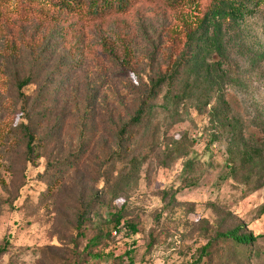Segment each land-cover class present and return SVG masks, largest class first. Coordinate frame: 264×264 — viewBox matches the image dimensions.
<instances>
[{"label":"rangeland","instance_id":"1","mask_svg":"<svg viewBox=\"0 0 264 264\" xmlns=\"http://www.w3.org/2000/svg\"><path fill=\"white\" fill-rule=\"evenodd\" d=\"M204 8L205 0L173 9L141 0L126 13L90 23L71 15L79 7L67 0H5L0 144L25 115L17 77L38 75V85L24 91L35 92L36 111L48 101V117L34 130L40 149L25 168L17 199L20 162L15 152L0 151V241L11 237L0 264H264V238L251 254L259 256L250 260L231 245L203 254L219 231L242 225L264 233V186L254 189L253 182L243 184L241 172H225L228 132L209 118L206 94L196 90L165 105L163 85L150 104L148 125L123 134L151 81L171 69L186 32L200 24ZM34 9V19L25 16ZM248 26L260 44L247 35L242 37L251 51L230 50L234 81L226 88L245 139L264 137V13L249 17ZM231 33L239 45L241 37ZM252 50L262 52L258 61L251 60ZM48 85L44 98L37 89ZM74 154L76 165L68 166ZM89 200L97 207L79 233L75 214ZM108 212L118 213L121 222Z\"/></svg>","mask_w":264,"mask_h":264},{"label":"trees","instance_id":"2","mask_svg":"<svg viewBox=\"0 0 264 264\" xmlns=\"http://www.w3.org/2000/svg\"><path fill=\"white\" fill-rule=\"evenodd\" d=\"M141 0H67L79 7V12H72L71 15L83 18L86 22H97L107 15L123 14L133 8ZM167 3L168 7L174 8L185 4H191L201 0H160ZM5 0H0V22L9 17L4 9ZM53 4V3H52ZM59 10L67 11L66 7L58 5ZM70 10V9H69ZM25 15L34 19L37 11L31 10ZM264 13V0H205L203 18L200 24L192 31H187L182 49L167 72L159 73L155 80L151 81V89L148 94L140 98L134 115L126 123L124 132L135 133L145 128L150 122V112L153 108L150 105L157 98L161 86H166L163 95L166 104H178L189 98L190 93L201 90L206 94L204 106L208 109L209 118L213 119L219 127L228 132L226 141V158L224 159L225 172L232 176H237L241 172L242 178H247L243 184H255L254 189L264 186V137L257 138L251 135L245 139L240 123L234 117L231 103L226 97L227 85L234 81L231 68L232 57L230 50L235 46L236 50L251 51V44L247 45L242 36L249 35L255 38V42L260 44L257 36L254 37L248 26V18ZM39 17H44L42 9L39 10ZM76 21H79L78 19ZM236 34L240 36L241 43L229 36ZM262 44L260 45V47ZM238 48V49H237ZM262 52L255 50L251 55L252 61H258ZM40 60V59H39ZM38 60V61H39ZM38 75L30 72L28 76L17 77L15 88L21 102V112H24L23 119L11 125L8 131L1 136L0 151L12 154L14 159L19 160L20 182L14 186V199L20 197V191L24 186V172L26 166L32 161L33 156L37 155L40 147L34 143L35 128L48 117L46 107L36 111L35 105L38 104L35 92L30 95L24 91L29 85H38ZM47 83V81H46ZM51 84V83H49ZM51 85L46 89L38 87L37 92H43V97L49 96ZM39 96V95H38ZM31 103V107L28 106ZM88 105L90 101L87 100ZM164 105V106H165ZM85 107V106H84ZM43 114H42V112ZM23 114V113H22ZM77 154L67 159V165H76ZM2 190L10 197L12 192L8 186L2 183ZM7 200L8 205L13 206V201ZM96 200L86 201L75 214V225L77 231L82 233L87 223L91 219V214L97 207ZM116 221L121 222L120 215L107 213ZM135 231V230H133ZM10 235L0 241V258L6 254L11 245ZM264 238V233H253L245 231L242 225H238L225 231H219L202 248L203 254L217 244L223 246L231 245L232 249H238L239 257L250 260L259 255H251L260 239ZM230 255H227V257ZM231 258V257H230ZM232 259V258H231Z\"/></svg>","mask_w":264,"mask_h":264}]
</instances>
